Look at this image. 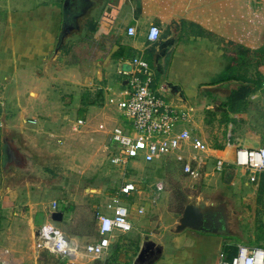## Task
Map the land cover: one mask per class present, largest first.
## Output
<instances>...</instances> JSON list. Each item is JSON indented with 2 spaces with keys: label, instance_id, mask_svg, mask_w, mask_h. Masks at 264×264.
<instances>
[{
  "label": "crops",
  "instance_id": "0c3cea01",
  "mask_svg": "<svg viewBox=\"0 0 264 264\" xmlns=\"http://www.w3.org/2000/svg\"><path fill=\"white\" fill-rule=\"evenodd\" d=\"M42 1L45 6L40 7L36 13L34 10L38 8L34 7L25 19L10 16L5 23L0 24V28L3 27L0 36V72L2 71V74L9 70L11 76L21 77L23 82L30 77L31 80L28 81L30 86L26 87L27 92L29 91L33 102L39 103L38 107L41 111L38 116L28 118L29 108L24 106L21 107L22 109L13 108L12 105L15 103H8V97L12 98L13 94L8 90L5 82L13 78L6 73L5 82L0 80V206L2 208L0 228L8 227L9 224L13 226L7 228L5 240L2 241V245L0 244V262L9 261L12 264L45 263V257L41 256V252L38 253L34 247V243L37 242V231L43 225L54 222L52 206L55 201L59 203L58 211L63 210L61 198L66 187L55 184L54 179L49 180L53 181L50 183L51 186L46 179L27 181L24 171L30 174L36 168L29 166L30 168L25 170L21 160L25 162L28 157H34V150L43 156L51 155V150L56 146V135L49 130L48 125L66 124L70 120L69 111L63 110L64 104L75 101L77 109L86 107L87 116L79 117L86 121L84 127H87L90 140L94 141L95 137L92 133L97 129H93L92 121L103 120L105 122L100 126L106 128L105 123L109 124L116 118V111L119 110L110 99L116 98L113 97L115 93L121 96L126 88L131 72L129 61L138 54L144 53V56L150 54L161 76L168 80V82L161 81L158 77V81L155 82L156 88L167 96L173 106L189 114L190 119L183 123L182 129L187 128L191 130L193 136L199 135L198 137L206 140L204 131L197 132L194 128L195 124L197 119L203 118L205 110H213L214 102L217 101L215 99L228 100L236 90H232L225 97L223 85L213 86L212 80L224 75L234 66L236 56L232 45L234 42L237 43L239 38L241 6L251 8L257 3L256 0H199L195 10L185 5L181 9L172 0H87L89 8L83 12L79 8L80 0ZM71 17L75 18L74 23H70L76 29L73 32L82 35L71 42L69 52H64L62 46L66 44L68 37L63 44L61 38ZM85 17L95 20V23L90 25L88 33L80 22ZM152 25L162 29L159 41L154 44H150L147 40ZM131 26L137 28L136 37L128 35ZM73 32L71 34H74ZM82 36H86L84 40ZM82 52L85 53V59ZM231 58L229 64L228 59ZM112 66L116 67L120 79L117 87H113L109 82ZM127 67H130L129 71L126 70ZM84 86L89 88L87 95H79L78 98L67 100L65 94L69 92L68 90L72 88V90H81ZM260 89L255 91L253 88V92L246 98L251 104L256 105L253 100L260 99L264 94ZM52 91L60 93L58 98L60 109L50 103ZM14 93V97L19 98L21 95L22 89L19 84H16ZM206 95H210L211 98H205ZM10 100L16 102V99ZM260 107L264 108V101L260 103ZM252 113L253 110H250L248 123L245 125L241 123L245 120L242 116L231 113V117L232 115L236 117L240 120L239 125H242L238 127L235 136L231 132L230 140H227L232 144L226 154L230 162L234 159L236 147L259 148L264 145L261 140L264 135L263 129L253 118H250ZM39 115L44 117L45 127L42 125L30 127L40 123ZM88 119L92 120L88 122ZM182 129L178 127V130ZM11 132L16 135L13 137ZM1 138L4 141H1ZM20 140L24 142L20 143ZM227 142L224 141L221 148L215 149L225 150ZM186 150L185 155L191 156L190 143L187 144ZM186 158L190 159L187 156ZM210 162L215 166V160L210 159L207 163V172ZM233 166L228 167L240 168ZM148 190H151V186L146 189ZM149 192L142 196L148 198ZM142 196L123 200L130 205L131 219L135 227V237L132 238L137 242L140 240V249L146 236L151 239L155 237L154 234L144 233L149 222H140L141 215L138 209L143 207L146 213L144 206L146 202ZM65 201L67 203V200ZM100 211L110 213L106 207ZM18 220L25 222L22 223L24 228L14 226ZM63 221L54 224L63 229L70 242L79 245L83 253L84 246L88 243L87 235L82 232L71 233ZM139 222L142 229L137 227ZM139 233L141 238L136 237ZM121 235L125 234L116 233L115 239L112 238L114 243L120 241ZM168 241V243L166 240L160 243L164 246V250L161 257L153 264H202V256H206L209 242L218 243L220 251L231 242L224 235L213 236L193 230L176 233ZM52 255L66 264H103L110 257L109 254L103 260L91 255H86L87 258L79 254L75 258L63 259L61 256ZM121 257L122 254L120 259Z\"/></svg>",
  "mask_w": 264,
  "mask_h": 264
},
{
  "label": "rangeland",
  "instance_id": "374dc122",
  "mask_svg": "<svg viewBox=\"0 0 264 264\" xmlns=\"http://www.w3.org/2000/svg\"><path fill=\"white\" fill-rule=\"evenodd\" d=\"M172 1L181 9L184 5L185 7L189 6L190 8H195L199 4V0ZM256 1V5L251 8L241 6L239 38L237 43L234 42L232 45L235 51L234 55L236 56L233 68L226 71L224 75L212 80L214 81L213 86L223 85L225 97L228 96L232 90L241 87L243 81H248L249 84L247 85L253 89L264 79V0ZM43 2L42 0H0V24L3 22L5 23L10 16L12 18L16 16L17 19H25L29 11H32L31 8H38L34 10L36 13L40 7H44L45 3ZM195 10L197 9L195 8ZM94 21L93 18L89 17L80 20L81 25L85 27L84 29H86L85 31H87V33L91 28L90 25L95 23ZM173 27L174 25H172V28ZM2 32L3 27L0 28V36ZM80 35L82 34H70L68 39H65L67 41L66 44L62 46L63 51L69 52L68 50L71 49V42L80 37ZM85 37L86 36H82V40H84L83 38ZM90 45L92 46V44ZM229 46L231 47V44H229ZM249 46H251V48H249ZM252 47L258 48L257 53L262 55L263 58L256 56ZM82 55L85 59L86 56L84 52H82ZM145 59L149 62L151 70L155 74L156 81H158L159 77L161 81L165 80V82H168L157 70L151 55L147 54ZM231 60L232 58L228 59L229 64ZM129 69L130 67L126 68L127 71H129ZM1 72L0 80L5 82L6 73H9V76L13 78V80L5 82L8 90L13 94L12 98H9L10 96L8 97V103H15L12 105L13 108L22 109L21 107L23 106L29 108L30 112L27 114L28 118L38 116V114L41 113L38 107L39 103L32 101L29 96V91L27 92L26 88L30 86V82L28 81L31 80V78L29 77L27 81L23 82L21 77L11 76L9 70L2 74ZM229 77L233 79L228 80ZM118 80L120 79H118L116 67L112 66L109 82L113 87H117L120 83ZM16 84H19L22 89L19 98L17 96L14 97ZM72 89L68 90L69 92L65 94L68 97L67 100L73 99V97L74 99L78 98L80 97L79 95H87V92H89L87 86H84L82 89L80 88L81 90ZM51 97L50 103L59 108L60 101L58 98H60V93L52 91ZM113 97L118 99L121 96L115 93ZM164 97L167 99L166 95H164ZM204 97L207 99L211 98L210 95ZM10 99H16V102ZM215 100L217 101L214 102L215 106L213 110H205L203 118L201 120L197 119V123L194 127L197 132L201 130L204 131L206 134L205 141L212 148H221L224 141L227 142V140H230L231 132L235 136L238 127L248 123L247 120L250 110L254 112L250 114V118H253L256 124L262 127L264 132V124H262L264 120V108L262 109L260 107V103L264 101V94L260 99L253 100L256 105L253 103L251 104L248 99H245L238 110H232L229 98L228 100ZM64 107L63 110L69 111L68 115L71 121L68 120L66 124L48 125L49 130L56 135V146L51 150V155L43 156L39 154L38 151L36 152L34 150V157H28V159H32L36 169L30 174H27V171L24 172L27 181L33 179H46L49 185L54 181L55 184L66 187L64 196L61 198V206L65 214L63 223L67 225L71 233H84L87 235L88 243L98 240V211L103 210L108 205L110 198L116 195V192L126 179L135 181L140 189H143L145 192H149L150 190L146 191V189H149L150 186L154 185L156 182L163 180L166 183V188L160 193L157 204L153 205L151 201L144 203L146 213L140 216V222H149L144 233L154 234L155 237L152 240L156 243L160 244L165 242V240L166 243H168V239H171V237L176 234L175 230L179 223V219L188 203L205 201L215 206L221 204H226L228 206L231 213L233 236H228L226 234L222 235L229 239V241H231L230 243L264 247V172L252 173L247 170L244 171V169L241 168L227 167L228 170L226 171V168L224 171L225 173L221 174L215 171L214 165L210 162L208 165V172L206 166L204 176L200 179H193L184 175L182 163L177 159L176 155L152 163H147L143 159H139L125 166L114 165L110 159L111 153H113L115 148V143L111 139V130L118 125L132 128V123L126 118L124 113L118 109L119 111H116L115 114L116 118L112 120L111 123L109 122V124L105 123L106 128H101L100 126V124L105 121L100 119L93 120V129H97V131H93L92 135L95 137V140L91 141L87 132V127L82 126L79 131H75L72 128V125L80 118V115L84 118L87 114L85 112L79 114L82 108L77 109L75 101L70 104H64ZM231 113L239 114L245 120L239 125L240 120L233 115L231 117ZM91 120L92 119H88L87 121L90 122ZM39 122V124L34 126L30 125V127L35 128L41 125L45 127L43 116L39 115ZM182 128H184L183 124L179 126V129ZM243 129L244 127H242V130ZM10 134L13 135V137L16 135V133L12 132ZM261 140L264 143V135ZM1 141L4 140L2 139ZM23 142L20 140V143ZM184 156L191 158L190 155ZM51 179L54 180L49 181ZM65 200H67V203ZM130 202L133 203V201ZM66 219L67 221L65 222ZM140 222L137 227L142 229ZM22 223L25 222L18 220L14 226L22 229L24 228V224ZM9 226H13V224H9L8 227ZM8 227L4 226L0 228L1 245L3 244L2 241L4 242L5 240L4 236ZM134 230L135 227L131 232L121 235L122 237L120 236V241L123 243L121 259L115 247H111V260L114 255L117 254V259L120 264H133L140 250V240L137 242V240L132 238L135 237ZM140 231L143 232L142 230ZM2 234L3 236L1 237ZM136 237L141 238L142 236L139 233ZM209 237L214 238L212 236ZM135 244H137L136 247ZM34 247L38 253L41 252V256L45 257L46 260L44 264H66L63 263L60 258L40 249L37 242L34 243ZM218 247V243H208L206 256H202V264H218L220 252ZM80 254L88 258V256H86L88 254H85L84 250L83 253L80 251Z\"/></svg>",
  "mask_w": 264,
  "mask_h": 264
},
{
  "label": "built area",
  "instance_id": "2783aa9c",
  "mask_svg": "<svg viewBox=\"0 0 264 264\" xmlns=\"http://www.w3.org/2000/svg\"><path fill=\"white\" fill-rule=\"evenodd\" d=\"M128 35L136 37L137 28L129 27ZM161 35L162 29L152 25L149 28L147 40L150 44H154L159 41ZM128 64L131 72L126 88L122 91L120 98L110 99V102L116 104L132 123V128L118 125L111 130V139L115 143V148L110 159L114 165L125 166L139 159L152 163L176 155L182 163L184 175L193 179L204 176L205 167L210 159L215 160L214 169L220 173L230 165L252 173L264 172V145L259 148L236 147L233 161H228L226 154L232 147L230 141L227 142L225 150L215 149L202 138L193 136L191 130L187 128L178 130L179 125L189 121V114L173 106L156 88L155 74L145 59L144 53L136 55ZM260 90L264 93V82ZM85 123L86 121L80 118L74 122L72 128L79 131ZM189 143L192 150H189L191 158L187 159L184 155L187 153L186 148ZM165 188L166 183L160 180L151 186L150 195L145 198L142 194L146 195V192L140 189L135 181L126 179L106 206L110 213L98 211L99 238L84 246L85 253L96 259L105 260L110 254L116 233L126 234L132 231L134 224L131 219L130 205L124 203L123 196L132 199L142 196L144 202L151 201L153 205H156L160 193ZM52 208L53 211H58L59 203L55 201ZM138 213L144 214V208H139ZM1 217L0 206V219ZM36 235L40 249L48 250L63 259L75 258L80 254L81 247L72 244L54 222L43 225ZM0 264L12 263L1 261ZM103 264L109 263L106 261ZM218 264H264V247L229 242L220 251Z\"/></svg>",
  "mask_w": 264,
  "mask_h": 264
},
{
  "label": "water",
  "instance_id": "95a60500",
  "mask_svg": "<svg viewBox=\"0 0 264 264\" xmlns=\"http://www.w3.org/2000/svg\"><path fill=\"white\" fill-rule=\"evenodd\" d=\"M75 30L73 26L66 29L61 38V44ZM63 219L64 213L62 211H54L52 213V220L54 222H62ZM186 230L211 235L226 234L233 236L231 213L228 206L226 204L215 206L205 201L188 203L184 208L175 231L180 234ZM163 250L164 246L162 244H158L149 236H146L133 264H153L161 257Z\"/></svg>",
  "mask_w": 264,
  "mask_h": 264
},
{
  "label": "trees",
  "instance_id": "16d2710c",
  "mask_svg": "<svg viewBox=\"0 0 264 264\" xmlns=\"http://www.w3.org/2000/svg\"><path fill=\"white\" fill-rule=\"evenodd\" d=\"M257 49L258 48H254L253 52L256 54V56L263 58L262 55L257 53ZM231 79H233V78H230V77L228 78V80H231ZM263 82H264V79L259 82V84L255 88V91H257L259 88H261ZM242 83H243V85L241 87H239L238 89L234 90L232 95L230 96L229 102L232 106V110L240 109L242 102L253 92V89L251 87H249V85H247V84H249L248 81H243ZM85 111H86V107L82 108L80 110L79 114H83ZM123 198L129 199V200L132 199V198H129L127 196H123ZM136 245L137 244H135V247H136ZM113 246L115 247V250L117 252H119V255L121 256V253H122L121 249L123 248V243L118 240L116 243L113 244ZM261 247H263V246H261ZM117 258H118L117 254L114 255L112 260L109 257L108 263L109 264H120L119 260Z\"/></svg>",
  "mask_w": 264,
  "mask_h": 264
},
{
  "label": "flooded vegetation",
  "instance_id": "af4514ba",
  "mask_svg": "<svg viewBox=\"0 0 264 264\" xmlns=\"http://www.w3.org/2000/svg\"><path fill=\"white\" fill-rule=\"evenodd\" d=\"M79 8L81 9V11H83V12H86L87 10H88V8H89V5H88V2H87V0H80L79 1ZM74 19L75 18H69V20H70V22H69V24H68V27H67V29L68 28H70V27H72L73 25H71L72 23H74ZM71 23V24H70ZM29 156V155H28ZM27 158V157H26ZM28 159V158H27ZM19 160V159H18ZM25 162H26V164H25ZM22 161L21 160V163H23V166L25 167V170L26 169H29L30 167L29 166H31V167H33L34 168V165H33V162H32V159L31 160H27V161Z\"/></svg>",
  "mask_w": 264,
  "mask_h": 264
}]
</instances>
